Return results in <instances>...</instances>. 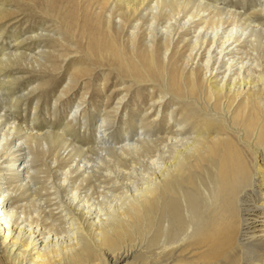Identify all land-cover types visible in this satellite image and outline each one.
<instances>
[{"label": "bare ground", "instance_id": "1", "mask_svg": "<svg viewBox=\"0 0 264 264\" xmlns=\"http://www.w3.org/2000/svg\"><path fill=\"white\" fill-rule=\"evenodd\" d=\"M145 1L46 0L33 11L53 18L52 48L37 53L47 69L78 54L54 101L83 78L69 109L83 113L95 67L104 68L91 101L111 74L130 79L96 120L103 146L92 159H42L64 131L31 132L4 119L20 98L6 87L17 74L3 71L21 57L0 52V264H264V0L248 8L236 0L232 9L216 0ZM141 5L149 29L136 19L124 31L125 15ZM52 76L31 89L47 94ZM147 82L158 91L146 106ZM118 113L135 117L138 132L130 137L122 122L123 139L106 146ZM38 138L42 148L30 147Z\"/></svg>", "mask_w": 264, "mask_h": 264}, {"label": "rangeland", "instance_id": "2", "mask_svg": "<svg viewBox=\"0 0 264 264\" xmlns=\"http://www.w3.org/2000/svg\"><path fill=\"white\" fill-rule=\"evenodd\" d=\"M109 1L111 2L112 0ZM207 1H209L210 3L212 2V4L214 3L213 0H207ZM246 1L247 2L244 4V8H248L252 3H255V1L257 0H246ZM60 2L61 0H53L52 5L56 7ZM145 2L148 1L146 0ZM216 2H217V6L219 7H222L224 5V7L222 8L226 7L232 9V8H236L237 6V4L235 3L236 0H216ZM216 2L214 4H216ZM0 5H1L0 7H3L4 9L2 15H0V18H2L3 21L9 20L5 24L0 23V52L1 53L11 52L14 54L16 53L19 54V56L21 57V59L17 60L16 62H13L14 64L12 63L10 67H6L4 69L5 71H3L4 74H7L9 76L10 75L15 76L17 74V76H15L17 77V79L13 82V84L6 86L7 88H9L10 91L8 90V93L11 96L8 95L7 91L6 92L3 91L4 102L8 103L9 101L8 98L10 97L18 96L20 98L15 105L16 107L14 106V108L6 107L4 109L2 107L3 105L0 104V112L3 109H4V113L7 111L5 113L7 117L4 115V119L7 121H12L11 119H13L20 128L25 125L28 129L30 128L31 132L37 131L42 133V131L45 132V130L46 131L52 130L55 132H60L61 130L64 131L62 133L63 137L61 138V141L56 142L57 144L54 143L55 145L52 144L49 147V150H47L48 148H46L45 149L46 152L44 156H42V159L50 160L53 157H55V154L56 157L63 158L67 162L73 159L80 160V158L84 156L90 159L94 158L93 156H97L99 153L98 151L99 148L103 146L101 141L96 137L97 136L96 129H98L97 128L98 122H96V120L104 112L103 111L104 107H106V109L109 110L112 109L113 103L115 102L117 97V93L122 89L123 86L122 82L129 81L130 79L126 77L118 78L115 75L111 74L108 79L109 82H107L106 84L107 86L104 95L99 94L94 100L91 101L90 97L93 94L94 95L97 94L100 89L99 88L100 80L98 79L100 78L99 77L100 71L104 68V67H95L92 75L93 78L91 81L92 83L90 82V89H88V93L84 95L85 97L84 100L86 101H84V103L80 107V109L83 108L85 109V111L79 114L80 112L79 110L77 113L73 114V111L70 112L69 109L70 108L72 109L74 105L79 101V97L81 96L82 93L80 87H82L81 81H83V78H80L81 81H78L77 85L74 86V88L70 90L69 93L67 92L66 94H64L65 96L63 95L62 98L59 99V101H54V98L59 93L61 86H64L65 82L67 81L66 67L69 68V66L71 67L73 64L77 63V61L74 62L72 58L77 56L78 54L69 53L68 56L64 59L58 58V61H60L61 64L63 62L62 67L61 69H57V71L55 70L53 72L47 69L48 68L47 61H40L38 60L37 57V53L40 50H42L44 46H47V48L50 49L52 48V44L50 41L56 36L55 35L53 37L51 32V31L55 32L51 28V23H52L51 20L53 18L50 15L45 16L39 12L33 13L34 9H38L41 6L45 7L46 0H0ZM96 6H97L96 4H93L92 8ZM142 6L143 5H141L138 8V10L132 15H125L127 23L126 26L124 27V31H128L129 28L136 23V19L137 22H139L138 24L140 25V31L143 30V32H146V30L149 29V24H148L149 20L146 17V15H144L146 10L144 6L143 7ZM116 14L117 13L112 14V16L110 17V21L116 22L118 20ZM60 17H61V12H60ZM40 18H44V19H40ZM164 19L165 18H161V17L158 19L155 26L156 29L160 28L159 25L161 27L165 25ZM79 21L80 19L74 20L73 21L74 25ZM127 26L128 28H126ZM1 27H5L3 29L4 31H2ZM74 28L76 29L75 33L77 36L78 35L77 32H79L80 28L78 27L76 28V26H74ZM38 29L41 31V33L47 31L44 33L45 35L41 38V40L38 39V37H35L36 33L40 32ZM189 35L187 37H189ZM69 41L71 42L72 45L76 43V40L72 38H70ZM45 49L46 47H44V50ZM194 58H196V55H194ZM22 69L25 70V72H22ZM4 74L1 72L0 75L4 76ZM49 74L51 75L54 74V76H52L50 91L47 94L42 93V89H35V90L31 89L32 86L35 85L37 79H40L41 77H47ZM4 79L6 80V78ZM94 79L96 81H94ZM110 84H113V86ZM145 84H146L145 95H144L145 99L143 100V102L146 105V103L150 102L149 99L150 97L157 95L156 91H158V85L151 82H147ZM150 85L151 86L154 85L151 88L154 94L153 95L148 94L147 96L146 94L147 91H151L149 87ZM109 91L110 92L113 91L112 93L113 97L110 100H106L105 96L108 94ZM115 93L116 96H114ZM118 95L120 96V93ZM33 107L35 108L33 109ZM141 109L142 107L139 106V108L136 109L137 111L136 110L133 111V115L137 116L138 113H140ZM119 113L122 114L121 111ZM119 113L117 114L118 116L117 122L115 121V123L107 125V129L105 130L107 133L106 140H108L106 146L108 144L112 145V142H114V140L118 141L120 139H123L121 137L123 131L122 129L123 126L121 127L122 122H124L125 124L124 125L125 130H131L129 135L130 137L133 132L136 131L138 132V130H134L136 127V118L129 117L122 121L121 120L122 118L119 117L120 116ZM34 115H35V119L33 120V123H30L32 121L31 117ZM66 123H69L68 124L69 126L67 125L68 127L66 126ZM71 123L72 125H70ZM131 125H133V127ZM109 136L110 138H108ZM37 140L38 141L40 140V142H38ZM29 142H30L28 143L29 145L32 143L30 147H37V149L42 148L43 139L38 138L35 140V142L32 141ZM117 144L119 143L117 142ZM43 148H45V146H43ZM16 183H17L16 181L11 180L10 187L12 188ZM5 185L6 184H2V186ZM15 187H13L12 190H16L17 192V189ZM14 195L15 193H11L12 197ZM23 201L24 200H22L21 202Z\"/></svg>", "mask_w": 264, "mask_h": 264}]
</instances>
